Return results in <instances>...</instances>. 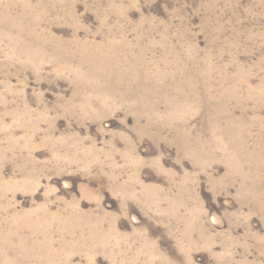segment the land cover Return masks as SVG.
Segmentation results:
<instances>
[{"label": "rangeland", "instance_id": "rangeland-1", "mask_svg": "<svg viewBox=\"0 0 264 264\" xmlns=\"http://www.w3.org/2000/svg\"><path fill=\"white\" fill-rule=\"evenodd\" d=\"M0 264H264V0H0Z\"/></svg>", "mask_w": 264, "mask_h": 264}]
</instances>
